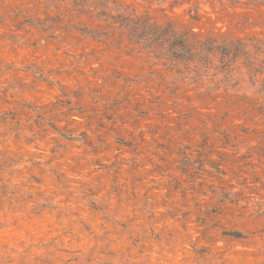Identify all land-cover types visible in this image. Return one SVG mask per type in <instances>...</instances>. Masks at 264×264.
Returning a JSON list of instances; mask_svg holds the SVG:
<instances>
[{"label":"rangeland","instance_id":"374dc122","mask_svg":"<svg viewBox=\"0 0 264 264\" xmlns=\"http://www.w3.org/2000/svg\"><path fill=\"white\" fill-rule=\"evenodd\" d=\"M0 264H264V0H0Z\"/></svg>","mask_w":264,"mask_h":264},{"label":"trees","instance_id":"16d2710c","mask_svg":"<svg viewBox=\"0 0 264 264\" xmlns=\"http://www.w3.org/2000/svg\"><path fill=\"white\" fill-rule=\"evenodd\" d=\"M128 24L131 26L130 35L132 36V38L142 40L143 42H145L146 46L151 47L152 43L160 41L161 45L167 43L169 46V50L171 49V51L173 50L172 46L174 44L179 45L182 49H186V44L183 36L177 37L173 34H169L170 31H168V29L166 28L162 29L158 26L147 24L144 20L134 18H132L130 22L128 21L127 25ZM242 47L243 45L241 43H238L237 45H225L221 48L216 47V50L220 49L223 55H227L226 52L229 53L230 48H234L238 52L242 49ZM237 52H235V57L237 56ZM171 53L173 58H178L175 52ZM242 53L245 54L246 52L243 51Z\"/></svg>","mask_w":264,"mask_h":264}]
</instances>
